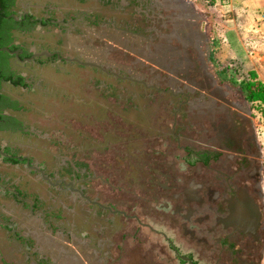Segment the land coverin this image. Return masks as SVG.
Masks as SVG:
<instances>
[{
  "label": "flooded vegetation",
  "instance_id": "af4514ba",
  "mask_svg": "<svg viewBox=\"0 0 264 264\" xmlns=\"http://www.w3.org/2000/svg\"><path fill=\"white\" fill-rule=\"evenodd\" d=\"M168 1L4 0L0 48L8 51L0 50V157L24 175L14 183L0 175V191L30 216L37 215L40 230H52L39 239L55 250L54 258L41 254L34 248L35 234L20 233L16 222L0 215V228L29 264H264V152L253 104L230 102L226 94L227 101L211 102L216 92L197 66L199 30L183 1L167 9L174 6ZM98 27L108 45L120 49L119 44H132L140 54L142 50L148 67L134 52L124 51L134 56L131 64L137 71L157 75L164 70L159 77L165 84L148 82L136 71L112 69L105 63L107 51L81 48L70 36L85 37ZM79 73L108 79L110 85H130L135 93L155 91L178 99L176 111L183 106L193 110L187 107L181 114L187 133L176 147L172 134L134 137L147 154L141 150L122 164L121 171L134 174L130 190L122 188L108 198L90 196L88 165L62 160L46 144L56 147L59 138L27 121L45 108H86V102L59 89L73 86ZM179 77L189 84L175 93ZM162 123L167 129L168 122ZM173 126L171 121V130ZM180 145L182 173L169 162L173 146ZM123 155L127 159V151ZM68 210L70 226L62 222ZM90 217L105 218L113 234L103 238V230L90 229ZM54 234L59 237L52 240ZM110 250L115 257L109 260ZM2 264L8 262L2 258Z\"/></svg>",
  "mask_w": 264,
  "mask_h": 264
},
{
  "label": "rangeland",
  "instance_id": "374dc122",
  "mask_svg": "<svg viewBox=\"0 0 264 264\" xmlns=\"http://www.w3.org/2000/svg\"><path fill=\"white\" fill-rule=\"evenodd\" d=\"M176 1L179 2L180 0L168 1L173 2L174 6H166V8L176 9ZM181 1H183L184 9L188 11L190 20L194 21L191 24H195L199 30L196 35V43L200 46L198 51L200 58L197 59V61L199 60L197 66L200 70L205 69L208 73L206 83L211 87L214 86L210 76L214 75L217 69L227 67V61L222 64L217 62L218 64L213 68L211 62H208V60L212 61L213 58L216 60L215 54L220 53V55H237L239 58L242 56L238 63H231L233 66H230L232 69L230 68L229 72L233 76L230 77L233 83L238 84L245 80L248 77L247 71L253 69L264 85V0ZM101 30H103L102 27L89 29L85 37L81 34L70 36L75 45L81 48L107 51L109 58L107 57L105 63L110 65L112 69L136 71L138 74H142L148 82L156 81V84L160 86L165 84L163 79L159 77V74L163 73L164 70L159 71L157 75L147 74L144 69L142 71L135 70L131 64L134 56L143 59L142 63L146 67L150 62L148 57L142 55L144 53L142 50V54H140L136 48H133L132 44L129 46L128 44H119L120 49L114 48L112 42L108 45L110 41L98 35ZM220 49L222 52L219 51ZM124 50L134 52V56ZM101 51L97 54H100ZM74 82L73 86L59 87V89L68 94H74L78 100L86 102L88 104L86 108L78 110L60 109L58 107L45 108L42 109V114L38 117L27 119V121L29 125L36 127L42 133L59 138L56 147L53 143L46 144L50 146L52 151L57 152L62 160L84 162L88 165L90 175H92L88 188L94 189L90 196L108 198L112 194H118L122 188H125V191L130 190L128 181L133 180L134 174L128 169L121 171L122 164H126L130 159L133 160L134 154L138 156L141 150L146 153L140 148L141 143L135 142L134 137L150 132L155 134L156 125L160 124L162 118L172 119L174 117L179 124L174 133L181 136H185L187 133L184 127L181 128L183 122L181 114L187 111V107L190 106H183L181 110L176 111L178 99L163 96L155 91L135 93L134 88L130 85L116 83L110 85L108 79H93L89 74L79 73ZM186 84L189 83L184 82L179 77L173 87L174 92L177 93ZM235 86L234 88L238 90V85ZM56 87L54 86L53 89ZM220 89V94L226 93L228 99L241 101L240 96L234 93L235 90L231 92L226 88ZM210 99L211 102H216L213 98ZM213 106L218 108L216 105ZM189 109L188 112L193 111L191 108ZM251 111L254 126L257 128L258 142L264 152V116L258 106H251ZM216 117L217 115L214 118ZM163 133L169 134L170 130L164 126ZM172 140L176 147L175 139ZM125 151H127V159L123 155ZM0 175L7 182L14 183L19 181L24 173L20 167L15 169V167L4 165L3 159L0 157ZM22 189H24L23 186ZM31 190H37V187H33ZM127 197H132V195L127 193ZM19 198L21 197L19 196ZM0 215L16 222L20 233L35 234L37 241L34 248H38L41 254L55 257V250L48 248L44 243H40L39 239L42 234L49 237L52 230H40L38 216H30L27 210L12 199L4 197L1 191ZM90 219L93 224L89 228L103 230V238L113 234L114 228L105 218L90 217ZM62 222L67 226L71 225L73 217L70 210L67 211V216ZM57 237L59 236L54 234L51 239L54 240ZM108 257L110 260L115 257V254L110 250ZM2 258L8 264H29L26 255L14 251L12 244L8 241V233L0 228V264H2ZM125 264L131 263L126 260Z\"/></svg>",
  "mask_w": 264,
  "mask_h": 264
},
{
  "label": "crops",
  "instance_id": "0c3cea01",
  "mask_svg": "<svg viewBox=\"0 0 264 264\" xmlns=\"http://www.w3.org/2000/svg\"><path fill=\"white\" fill-rule=\"evenodd\" d=\"M223 48H225V47L223 46ZM219 51H221V49ZM217 54H215L217 56L216 60H215V58H213L212 61L208 60V62H211V67L212 68H213V66H216L218 64L217 62H220V64H222L223 62L227 61L228 64H227V67H225V68L221 67V69H217L216 73H214V75H211V76L209 75L210 78H212L213 85H214L212 87L209 85V87L214 88V91L216 92V97L215 96L212 97L213 100L220 101V102L221 101L223 102L224 100L227 101L226 99H224V94H226V93L220 94V90H221L220 88H226V89L230 90L231 92H233V90H235L234 93H236L237 96L239 95L240 98H241V101H239V100H235V101L234 100L233 101L230 100V102L239 103L240 105H242V104L247 105L248 104V106H250V104L257 105V103H259V101H256V102L247 101V99L245 97V94H244V90H243L242 86L239 84L240 82L238 84H236V83H233V81L230 79V77H233L231 75V72H229L232 69L230 66H233V64L238 63L240 61V59L242 58V56H241V58H239L237 55H232L231 56V54H228V55H220V53L218 55ZM226 58H232V59H226ZM231 60H233V61H231ZM231 63H233V64H231ZM251 70H253V69H249L247 71V76H248V72L251 71ZM207 74L208 73H206V70L203 69L202 75H203V77H205V79H207ZM247 79H248V77H247ZM257 79H258V76H257ZM235 85H238V90L234 88V87H236ZM261 105L264 107V103H261ZM229 106L232 107V105H229ZM164 120L168 122L167 128L170 130L169 134H172L173 139H175V141L176 140L181 141L182 140L181 138L183 136L174 133L175 132V128L177 126H179V124L177 123V119H175L174 117H172V119H163L162 118L161 121H160V124L156 125V129H155L156 130V132H155L156 135L157 136L164 135V133H163L164 132V126H163V123H162ZM171 121H173V125H174L172 127V130L169 127V124L171 123ZM174 146H173V150H171V160L169 162L171 164V167H172L173 171H177L179 173H182L183 170H184V166H185L184 153L181 150V148L183 146L180 145L179 149L174 148ZM177 183L180 184V180L177 179ZM177 211H178V213H180L181 208L178 207Z\"/></svg>",
  "mask_w": 264,
  "mask_h": 264
},
{
  "label": "trees",
  "instance_id": "16d2710c",
  "mask_svg": "<svg viewBox=\"0 0 264 264\" xmlns=\"http://www.w3.org/2000/svg\"><path fill=\"white\" fill-rule=\"evenodd\" d=\"M4 0H0V21L7 14L6 9L3 6ZM4 46V41L0 40V47ZM3 55V52L0 51V56ZM243 90L247 101L256 102L261 113L264 116V107H262L261 103H264V85L261 80L257 79V75L254 70L248 72V79L246 78L239 83ZM1 112V110H0Z\"/></svg>",
  "mask_w": 264,
  "mask_h": 264
},
{
  "label": "water",
  "instance_id": "95a60500",
  "mask_svg": "<svg viewBox=\"0 0 264 264\" xmlns=\"http://www.w3.org/2000/svg\"><path fill=\"white\" fill-rule=\"evenodd\" d=\"M0 50H2V51H8L7 48H0ZM42 54H44V55H46V56H49V54L46 53V52H44V53H42ZM37 55H39V54H37ZM75 61H77V62L80 63V64L90 65V66H95V67H97V68H99V69H101V70H103V71L106 72V70L103 69V68H102L100 65H98V64H95V63H92V62H88V61H86V62H82V61L77 60V59H75ZM126 78H128V77H126ZM129 79H130V78H129ZM131 80L136 81V80L133 79V78H131Z\"/></svg>",
  "mask_w": 264,
  "mask_h": 264
},
{
  "label": "built area",
  "instance_id": "2783aa9c",
  "mask_svg": "<svg viewBox=\"0 0 264 264\" xmlns=\"http://www.w3.org/2000/svg\"><path fill=\"white\" fill-rule=\"evenodd\" d=\"M224 1V0H223ZM263 15H264V13H263Z\"/></svg>",
  "mask_w": 264,
  "mask_h": 264
}]
</instances>
